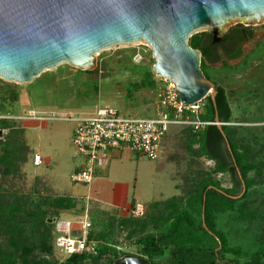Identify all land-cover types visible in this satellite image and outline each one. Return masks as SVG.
Wrapping results in <instances>:
<instances>
[{"label": "rangeland", "instance_id": "1", "mask_svg": "<svg viewBox=\"0 0 264 264\" xmlns=\"http://www.w3.org/2000/svg\"><path fill=\"white\" fill-rule=\"evenodd\" d=\"M237 26L253 33L242 47V59L226 65L203 63V72L212 84L226 90L232 109V126L243 128L241 137L255 142V149L260 150L264 147V21L250 27L241 20L229 23L230 29ZM203 33L211 32L209 29L196 31L189 37L188 45L193 36ZM138 51L142 53L141 59L137 58ZM94 58L92 71L61 64L30 84L0 79V157L5 148L18 153L13 172L5 174L0 167V183L11 195L8 197H18L31 208L37 201L48 204L53 198L72 199L77 209L62 212V219H77L75 216L85 210L87 204L92 213L104 211L115 220L133 217L134 209L142 206L143 215L134 218H144L148 205L183 196L181 189L187 186L192 173L202 169L211 173L213 163L195 158L198 146L190 145L191 136L174 129L165 139L156 161L125 152L112 157L108 177H95L90 186L72 184L71 175L82 160L72 143L75 124L69 119L92 115L102 107L116 108L124 115L151 117L158 112V96L163 86L162 79L153 74L156 61L144 41L111 47ZM97 70L98 76L95 75ZM148 72L152 73L153 87L148 84ZM33 111L48 118L54 114L57 119L44 123L26 119L25 115ZM35 155L43 160L39 168L33 166ZM214 179L223 189L232 187L228 175ZM113 196L115 204H112ZM249 196L251 202H264V184L254 188ZM44 207L49 209L48 205ZM219 225L228 232L232 246H251L254 234L260 232L263 223L247 225L223 217ZM116 242L120 256L125 257L115 264H123L121 262L129 257L146 260L127 233L119 232ZM53 257L60 263L65 261L56 251ZM167 258L165 255L150 263H164Z\"/></svg>", "mask_w": 264, "mask_h": 264}, {"label": "trees", "instance_id": "2", "mask_svg": "<svg viewBox=\"0 0 264 264\" xmlns=\"http://www.w3.org/2000/svg\"><path fill=\"white\" fill-rule=\"evenodd\" d=\"M252 37L251 31L237 26L220 36V44L214 43L211 33H203L193 36L189 46L201 53L203 72V63L226 65L242 59V47ZM95 75L98 76V70ZM203 75L209 81L204 72ZM147 79L153 87L151 72ZM214 86L215 106L206 98L200 119L215 123L217 115L221 128L209 125L198 133L189 127L176 128L191 136L190 145L198 146L195 158L213 163L211 173L203 169L192 173L187 186L180 188L183 196L151 203L144 218L115 220L107 212L92 213L89 209L92 228L88 240L95 252L72 256L61 263L53 257L54 223L62 218V212L77 209V205L72 199L59 197L48 204L37 201L31 208L18 197H8L11 195L0 183V264H115L125 257L120 256L116 248L119 232L134 239L147 264L165 255L167 260L159 264H264V202H251L249 196L254 188L264 184V147L257 150L255 142L241 137L244 129L232 126V109L226 90ZM17 160V150L5 148L0 157L3 173L13 172ZM219 175L230 177V189L221 188L214 179ZM244 190V195L236 199ZM223 217L247 225L261 222L263 226L254 234L251 246H232L228 232L219 225Z\"/></svg>", "mask_w": 264, "mask_h": 264}, {"label": "water", "instance_id": "3", "mask_svg": "<svg viewBox=\"0 0 264 264\" xmlns=\"http://www.w3.org/2000/svg\"><path fill=\"white\" fill-rule=\"evenodd\" d=\"M236 20L260 25L264 0H0V79L30 84L61 64L92 71L101 51L144 41L153 74L171 81L184 105L210 98L215 106V86L188 39L209 29L219 43ZM121 263L147 264L132 257Z\"/></svg>", "mask_w": 264, "mask_h": 264}, {"label": "built area", "instance_id": "4", "mask_svg": "<svg viewBox=\"0 0 264 264\" xmlns=\"http://www.w3.org/2000/svg\"><path fill=\"white\" fill-rule=\"evenodd\" d=\"M142 53L137 52L141 59ZM163 86L158 96V112L147 118L122 114L113 107L99 108L89 116H77L69 119L75 124L72 143L81 165L71 175L74 185L90 186L98 170H105L113 156L125 152L146 157L156 161L162 150V145L170 132L176 128L189 127L194 132H202L209 125L217 123L204 122L200 119L202 103L193 106L184 105L179 100L175 85L163 80ZM26 119L39 122L56 120L52 114L49 118L36 112H29ZM43 165L40 155L33 158V166ZM88 201V200H87ZM135 217L144 213L142 206H137L132 212ZM92 228L88 204L77 219H58L54 223V248L64 259L72 256L93 254L94 245L88 236Z\"/></svg>", "mask_w": 264, "mask_h": 264}, {"label": "crops", "instance_id": "5", "mask_svg": "<svg viewBox=\"0 0 264 264\" xmlns=\"http://www.w3.org/2000/svg\"><path fill=\"white\" fill-rule=\"evenodd\" d=\"M110 164L112 165V163H110ZM110 164H109V166L107 167V169H105V170H98V171H97V173H96V177H97L98 179L108 177V174H109V172H110V170H111V165H110ZM114 195H115V193H114ZM115 202H116V197L113 196V198H112V204H115Z\"/></svg>", "mask_w": 264, "mask_h": 264}, {"label": "flooded vegetation", "instance_id": "6", "mask_svg": "<svg viewBox=\"0 0 264 264\" xmlns=\"http://www.w3.org/2000/svg\"><path fill=\"white\" fill-rule=\"evenodd\" d=\"M218 39H219L220 42H219V43H216V42L214 41L215 44H220V43H221V38H220V36H219Z\"/></svg>", "mask_w": 264, "mask_h": 264}]
</instances>
